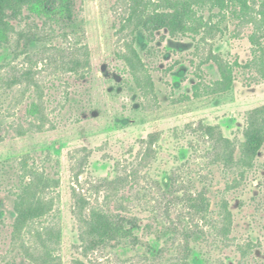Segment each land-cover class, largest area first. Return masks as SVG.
<instances>
[{
  "label": "rangeland",
  "instance_id": "rangeland-1",
  "mask_svg": "<svg viewBox=\"0 0 264 264\" xmlns=\"http://www.w3.org/2000/svg\"><path fill=\"white\" fill-rule=\"evenodd\" d=\"M261 1L250 0L253 13ZM75 3L73 23L27 17L24 9L14 29L0 27V264H46L43 239L14 228L27 157L59 182L43 194L52 210L36 221L60 230L54 264H169L179 242L157 239L168 226L164 212L177 220L185 194L203 190L211 222L228 228L222 233V223V236L207 228V243L196 242L198 262L264 264V142L254 167L241 160L250 124L264 129V113H251L264 106L262 50L250 39L264 32L258 20L242 24L234 12L240 5L204 1L194 5L199 30L173 34L160 24L169 9L162 0ZM220 64L231 68L233 86L212 92ZM201 124L235 142L232 158H224L231 146L204 137ZM224 201L231 215L221 217ZM120 226L141 239H123ZM107 235L109 242L100 241ZM161 248L162 262L151 261ZM133 254L149 260L124 261Z\"/></svg>",
  "mask_w": 264,
  "mask_h": 264
},
{
  "label": "trees",
  "instance_id": "trees-1",
  "mask_svg": "<svg viewBox=\"0 0 264 264\" xmlns=\"http://www.w3.org/2000/svg\"><path fill=\"white\" fill-rule=\"evenodd\" d=\"M204 1H207L209 5L212 6L220 5L222 7H227L229 5H232L236 7L237 5H240V9L234 10L236 16L242 18L240 22L242 24H246L251 21L254 22V20L257 19L258 22H255L261 25L259 27L261 29L263 28L264 31V0L261 1L262 4L257 10L256 14L253 13V6L250 3V0H162V2L165 3L164 7L166 9H169L164 11L163 14L158 15L160 16V18H163L161 19L162 22H160V24H163L162 27L169 29L173 34H177L178 32L187 33L199 30V28L201 27V22H204L203 18L196 15L197 12L194 8V5L203 3ZM75 7V0H0V27H10V29H14L11 21L18 16L23 15L24 9L28 11V14H26L27 17L28 15L32 17H38L37 15H45L47 18L52 19L57 16L56 21L58 23L59 20H64L67 23H73L76 17ZM9 17L11 20L9 19ZM74 31L76 32V29H74ZM262 33L263 34L258 35L256 32H254L250 35V39L255 47L259 46V49L262 50L258 58H260L259 65H261V71L264 77V46H262L260 42V39L264 35V32ZM18 34L19 36L26 35L28 37H31L30 35H32V41L35 40V37H37L35 34L27 33L24 31H20L18 32ZM220 65L222 71V78L219 81L220 86L219 88L211 89L212 92H216L218 90H230L233 86L234 77L232 75L231 68H229V66L227 67V65ZM199 88L200 84L195 86V96L197 97L201 95V93L198 92ZM261 112L264 113V106L253 110L251 113L252 116L255 115L258 118V114ZM201 125L204 137L210 139L217 137L219 138L218 140H221V142L223 143V147L231 146V150H229L228 152L226 151V155L224 156V158L226 160L229 157L232 158L235 151V149L233 148L235 142L232 141V139L223 136L217 126L208 124H205L204 126L203 124ZM253 126L254 124H250V127H248L245 134L246 141L242 142L241 144V160L246 161L247 164L245 165H247V169L254 167L255 157L258 155V151L264 142V129H261L257 126H255L254 129ZM199 130L201 129L196 128V131ZM216 146L217 145H214L213 148L216 149ZM227 155H229V157ZM216 157H218L217 154ZM22 160V172L20 175L19 184L20 192L18 193L15 202L17 218L14 223V228L19 235L24 232L26 236L36 235L39 238H42L45 247L44 249L46 250L45 260L43 262L46 264H54V261L57 258V255L55 254V251H57V247L55 248V246L53 245L56 244L60 239V230H58L56 226L50 225H45V227H38L36 225V221L52 210L51 208L54 203L53 199L46 200V198L43 197V194L46 189L56 187L59 182L57 179L48 177L44 174V172L38 170V166H36L34 163L30 164L28 157L26 159L23 158ZM114 182L115 181L110 180L106 181L105 183L112 184ZM167 185L171 187L170 181ZM185 195V212L183 211L184 213L182 212L177 220H174L171 218L170 213L165 211L164 213L169 220V222H167L168 226L166 228V231H159V234H157V239H161L162 234H168L170 236V239L174 237L172 238L174 244L179 242L175 248L178 256L173 259V262H169V264H196V262L200 264V262H198L199 258L196 256V242L200 245L207 243V236L209 233L207 228L211 229L210 233H214L213 229L217 230L219 236H222V233H224L225 229L228 228V224H224L223 221L216 220L217 224L211 222V220L213 219H210V214L213 210L211 207L212 200L207 196L206 190L198 191L197 195L189 193ZM218 212L221 217H224V215L230 216L231 210L229 209L228 202L224 201V203L220 205ZM164 217L157 215V219L159 220L160 224H164L166 222ZM93 220L94 219H92V221H86L87 227L91 229L88 231L85 230V235H83L84 240H82V243L88 245L87 249L93 247V241L87 236V234L90 235L91 230L94 227L92 225ZM202 221L203 223H201ZM221 225H223L221 227L222 233H220ZM110 229V232L114 234L113 236H111V238L115 239L117 231L111 226V224ZM228 231L229 230H226V234ZM119 233L122 235V238L124 237L123 239L127 237L133 239L134 241L141 239L138 235L127 234L128 232L126 233L125 229L122 226H120ZM45 238L47 239V241H50L51 239L52 244L47 245ZM100 241L109 242L110 239L107 235ZM213 241L216 242L217 239H214ZM163 250L164 248L157 250V252L151 255L152 258H150V260L153 262H158L161 259L160 262H162L164 254ZM86 256L88 257L89 254L87 253ZM137 257L139 258V260H149V257H143L141 254H139L138 256L137 254H133L127 256L124 261H131L132 259H136ZM76 264H92V261L86 262L84 260L78 259Z\"/></svg>",
  "mask_w": 264,
  "mask_h": 264
}]
</instances>
